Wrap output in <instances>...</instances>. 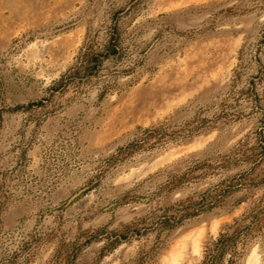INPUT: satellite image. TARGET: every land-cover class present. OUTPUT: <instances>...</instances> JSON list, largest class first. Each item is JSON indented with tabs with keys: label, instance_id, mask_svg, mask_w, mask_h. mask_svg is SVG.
<instances>
[{
	"label": "rangeland",
	"instance_id": "374dc122",
	"mask_svg": "<svg viewBox=\"0 0 264 264\" xmlns=\"http://www.w3.org/2000/svg\"><path fill=\"white\" fill-rule=\"evenodd\" d=\"M0 264H264V0H0Z\"/></svg>",
	"mask_w": 264,
	"mask_h": 264
},
{
	"label": "trees",
	"instance_id": "16d2710c",
	"mask_svg": "<svg viewBox=\"0 0 264 264\" xmlns=\"http://www.w3.org/2000/svg\"><path fill=\"white\" fill-rule=\"evenodd\" d=\"M113 52H115V50ZM98 63L99 62L97 59H93L90 61V65L91 66L94 65V67H98V65H99ZM238 235L239 234L236 231L233 234H229V233L222 234L216 243V246L218 248L217 255H219V254L224 255L226 248H227V245L229 243H231L232 241H234L238 237Z\"/></svg>",
	"mask_w": 264,
	"mask_h": 264
},
{
	"label": "water",
	"instance_id": "95a60500",
	"mask_svg": "<svg viewBox=\"0 0 264 264\" xmlns=\"http://www.w3.org/2000/svg\"><path fill=\"white\" fill-rule=\"evenodd\" d=\"M86 191V189L80 190L78 193L74 194L72 196V198L68 201V204H71L74 200H76L77 198H79L84 192Z\"/></svg>",
	"mask_w": 264,
	"mask_h": 264
}]
</instances>
